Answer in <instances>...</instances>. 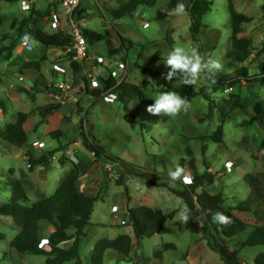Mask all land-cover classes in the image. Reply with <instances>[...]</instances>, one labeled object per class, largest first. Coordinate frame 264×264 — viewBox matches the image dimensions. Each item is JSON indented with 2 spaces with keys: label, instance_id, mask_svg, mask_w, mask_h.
<instances>
[{
  "label": "rangeland",
  "instance_id": "374dc122",
  "mask_svg": "<svg viewBox=\"0 0 264 264\" xmlns=\"http://www.w3.org/2000/svg\"><path fill=\"white\" fill-rule=\"evenodd\" d=\"M210 1L211 11L203 18L207 26L200 29L198 41L190 35L191 21L187 11L171 17L166 14L169 0H158L153 7L139 5L131 16L119 19L109 14V9L116 7L119 0H81L84 8L82 27L98 32L111 29L112 34L117 33L132 40L137 45V52L145 45L141 57L137 58L136 54L128 57L127 75L124 73L120 76L138 84L153 104L158 94L172 91L166 85L159 84L153 74L154 70L161 71L166 78L170 69L163 63V56L172 49L162 46L161 58L150 66L149 72H141L137 64H142L143 58L154 52L151 42L163 41L164 44L170 28L172 30L168 37L172 41V48L180 46L188 51L195 49L204 60L209 57L217 60L221 67L212 73L214 75L227 71V63L231 62L227 53L232 37L229 0ZM34 2L39 11L53 6L49 0ZM262 2L233 0L236 11L252 17L249 23L241 25L238 34L251 40L252 53L243 63L235 62L237 66L252 68L264 61ZM53 8L60 7L56 5ZM28 15L29 11L18 2L0 1V99L5 102V110L2 111L0 107V127L14 121L18 112L28 113L24 124L28 134L25 146L16 147L0 138V203L10 200L12 192L8 183L12 179L20 180L30 197H35L36 192L37 197L43 194L48 196L58 187L64 174L76 167L81 187L99 195L93 205L91 222L103 225L87 227L89 236L84 242L87 244L80 251L83 261H89L87 252L91 250L94 241L128 233L133 239L132 260H116L112 250H109L104 255V264H225L207 245L204 249L193 247L190 252V245L202 238V231L194 224L186 226L180 215L186 209L185 205L167 188L151 185L145 179L127 174L124 184H117L115 179L125 169L124 164L117 160L150 170L158 180H165L169 169L175 170L177 165L191 174L190 164L193 162L199 172L207 168L213 175V183L206 185L205 189L211 194L221 192L224 204L235 206L251 195L252 188L247 175L251 174L264 182V148L261 147L264 123L255 122L251 117L252 104L264 100V85L240 81L232 88L212 92L210 108L208 101L197 96L189 101L190 107L186 112L166 117L149 114L146 110L149 105L138 99L125 108L116 97L111 96L110 91L98 97L86 95L80 91L83 83L77 81L64 92L60 108L42 117L39 109L56 103L58 98L51 92L46 93L44 83L67 81L66 77L51 69L53 62L61 60L64 52L58 48L45 47L39 42L32 50H26L18 44L12 50L11 57L6 58L4 47L16 36L18 22ZM12 20H16L14 27L11 26ZM43 22L47 31H54L50 24ZM65 30L68 31L67 26ZM112 40L115 42L114 37ZM91 51L90 56L106 55L105 42L95 43ZM29 61H37L39 69L26 64ZM205 72L200 73L195 83L197 87L204 84ZM120 76H117L119 81ZM36 78L41 82V92L32 88ZM21 88L28 92L21 91ZM229 93L240 95L245 99V104L238 106L229 97ZM79 119L86 121L89 133L106 153L115 158L116 164L103 157L96 159L79 140L76 141V124ZM219 125L223 126L221 142L211 138ZM53 131H60V136H52ZM64 145H67V149H64ZM26 151L35 157L48 151H52L53 155L45 169L36 166L32 171L28 168ZM62 155H71L73 162L66 160L64 165L59 164ZM227 167H230L229 171ZM10 169L13 172H9ZM138 205H148L163 211L173 210L174 217L166 222L167 226L173 228V232L135 240L132 227L125 224L128 209ZM234 213L249 225L260 223L264 219V199L254 205L251 211L234 210ZM0 232L4 234L0 240V264H43V256L9 250V243L17 233L10 217H0ZM249 234L250 227L226 241L231 249L238 251L242 264H254L255 256L264 252L263 245L243 244ZM169 242L176 249L165 246ZM158 250L162 251L160 259L153 256ZM194 251L198 253L197 259L189 262L186 259Z\"/></svg>",
  "mask_w": 264,
  "mask_h": 264
},
{
  "label": "trees",
  "instance_id": "16d2710c",
  "mask_svg": "<svg viewBox=\"0 0 264 264\" xmlns=\"http://www.w3.org/2000/svg\"><path fill=\"white\" fill-rule=\"evenodd\" d=\"M4 2H18L19 0H0ZM158 0H119L116 7L109 9V14L114 19H119L124 16H131L139 5H146L153 7ZM53 5L47 10H38L35 2L31 1L29 7V15L24 17L17 25V33L8 46L4 47L7 51V57H11L12 50L19 44L20 37L24 34H30L37 42L45 47H54L66 51L67 56L73 52L67 49L73 43L72 36L65 29H57L54 31H47L45 29L46 21L50 24L48 15L53 7L56 6V1H50ZM177 3H184L186 11L190 16L189 32L193 40L198 41V34L201 28L207 26L203 22L205 15L211 11L212 1L210 0H169L167 4V12H171ZM229 10L231 16V47L227 53L231 62L227 63V71L219 74H209L205 72V82L199 87L196 84L185 85L182 81L174 77L171 81L164 78L161 71H153L159 84H164L172 91L178 93L189 101L197 96L203 97L208 101V107H211L213 102L211 93L218 89L232 88L240 81L259 83L264 85V61L258 63L255 67H247L245 65L237 66L235 62L243 63L251 55V40L246 37H241L238 34L241 32V25L249 23L252 17L235 10L233 0H229ZM261 9L264 12V0L261 4ZM84 8L80 5L74 12L75 19L83 17ZM172 16V15H168ZM1 23V19H0ZM16 20H12L11 26L14 27ZM82 35L85 37L88 45L87 53L92 52V47L95 43L105 42L106 55L121 54L123 60L129 61L130 55L136 54V57H141L142 48L137 52V45L127 37L121 36L117 33L111 32V29H104L102 32L91 30L89 28H80ZM171 28L163 41H153L151 45L154 47V52L144 57L142 64H137L141 72H149L150 66L157 63L161 58V47L166 45L172 48V41L168 37ZM115 38V42L112 38ZM6 38V37H5ZM4 38V39H5ZM123 53V54H122ZM95 54H100L96 52ZM102 55V56H106ZM65 54L61 60H56L53 64L58 63L62 67L70 65L74 73L72 86L77 81L83 83L81 92L86 95L98 97L105 90L114 93L117 100L128 108V104L138 99L139 101L150 105L152 100L146 96L141 87L123 79L118 82L117 78L108 73L107 78L99 77L102 87H91L86 79L88 72V61H84L83 67L75 60L68 62L64 59ZM92 62H95L93 60ZM26 64L39 69L37 61H29ZM54 73L60 74L53 69ZM69 67H66L68 70ZM66 77L65 75H61ZM56 83V82H55ZM53 82L45 84L46 93L53 92L62 95L63 92L54 86ZM41 82L39 78L34 80L33 89L36 92H41ZM23 92H28L25 88L20 89ZM34 97V95H33ZM229 97L233 98L238 106L245 104V99L240 95L229 93ZM61 102L45 105L40 110V116L44 117L51 114L56 109L60 108ZM0 107L5 110V102L0 99ZM253 114L252 119L255 122L264 123V100L252 104ZM28 118V113L18 112L16 119L12 122L5 123L0 127L1 140L12 144L16 147H23L28 142V134L24 128V124ZM77 140L92 154L95 158L110 159L115 164L120 161L124 164L125 169L119 177L115 179L117 184H124L126 174L145 179L151 185L164 186L169 192L177 196L188 210V219L185 221L186 226L196 225L202 231V239L207 243V246L214 250L225 264H242L238 257V251L231 249L226 243L227 240L232 239L236 235L245 232L250 227V234L244 245H263L264 246V219L260 223L249 225L245 220L234 213V210L239 212L251 211L252 207L264 199L263 180L247 175V180L251 185V195L244 201L237 203L235 206H227L221 192L214 194L209 193L205 187L213 183V175L208 169L202 172L197 170L193 162L190 164L191 184L186 185L182 181L171 182L169 176H165V180H158L155 174L150 170L142 167H135L128 165L122 160H115V158L106 153L104 148L98 143L95 137L89 133L86 121L79 119L76 124ZM60 131H53L52 136L59 137ZM223 126L219 125L217 130L213 133L211 138L213 140L222 141ZM67 149V145H64ZM261 147L264 148V139L261 142ZM28 160V168L32 170L36 166L45 165L50 157L53 155L52 151L41 153L38 157L33 156L29 151H26ZM69 160L65 155L59 158V164L64 165L65 161ZM71 161V160H70ZM73 162V161H72ZM183 162V160H182ZM33 171V170H32ZM31 171V172H32ZM105 173L107 171L104 169ZM9 172H13L12 169ZM11 187V197L8 202L0 203V217H10L17 233L9 243V250L19 254H32L44 257L43 264H64L73 261V264H84L80 255V243L86 237V226L94 224L91 222V212L94 202L99 199L98 194H92L81 187L79 172L76 167L71 168L61 179L60 184L50 195H41L36 200L30 202L28 193L24 185L18 179H12L8 183ZM30 202V203H29ZM29 203V204H28ZM220 212L227 217V222H213L212 213ZM174 217V211H163L161 209H154L148 205H138L130 208L127 211V223L125 225L132 227L133 236L135 240L144 237H149L154 234H165L173 232V228L166 225V222ZM98 225V224H95ZM4 238V234L0 232V240ZM72 239L70 245L62 246V243L68 242ZM44 241L45 244L43 243ZM44 245H43V244ZM132 237L128 233H120L114 238L103 237L96 240L90 250V264H104V255L107 251L112 250L116 260L130 261ZM165 246L176 249L171 242L166 243ZM161 250L156 251L153 256L160 259ZM136 257V255H134ZM254 264H264V252L258 253L254 258Z\"/></svg>",
  "mask_w": 264,
  "mask_h": 264
},
{
  "label": "built area",
  "instance_id": "2783aa9c",
  "mask_svg": "<svg viewBox=\"0 0 264 264\" xmlns=\"http://www.w3.org/2000/svg\"><path fill=\"white\" fill-rule=\"evenodd\" d=\"M31 1L35 0H19L18 4L21 5L22 8H25L29 10ZM53 1V0H50ZM56 5H59V9L53 8L48 17L50 19V27L53 30H59V29H65V27H68V33L72 36L73 43L70 48H68V51L73 52L70 56L66 54V51L60 50L64 52L65 54V60L68 62L71 60L78 61L80 63V66L83 67L84 61H88V72L86 74V79L91 87L97 88L102 87L101 80L99 77L107 78L108 73L113 75L117 78V76L120 75H127V67H128V61L123 60L119 54H114L111 56H96L91 55L87 53L88 51V45L85 37L82 35L80 28L83 26L84 18H78L75 19L74 12L79 8L81 5V0H55ZM56 7V6H55ZM38 42L35 38H33L30 34H27L26 36L22 35L19 40V45H21L22 48H25L26 50H32L34 45H37ZM95 60V62H92ZM69 67L68 70H66V67ZM53 69L57 72H59L61 75H65L67 81L61 80L54 84L55 87L60 89L63 94L66 92L67 89L71 88V84L73 82L74 73L72 72L70 65H66L65 67H62L60 64L55 63L53 64ZM102 71H105L103 73ZM70 75L69 77L66 75ZM69 73V74H68ZM119 79L123 80L120 76ZM118 80V79H117ZM120 80V81H121ZM119 82V80H118ZM109 92V90H105L103 92V95H107L105 93ZM55 97H58L56 99V102H63L64 100L61 99L63 96L60 94H53ZM112 97H116L114 93L111 92ZM230 170V167H227V171ZM187 175H191L190 172L187 170ZM72 243V239L69 240L67 245H70ZM66 245V246H67Z\"/></svg>",
  "mask_w": 264,
  "mask_h": 264
},
{
  "label": "clouds",
  "instance_id": "9594fccd",
  "mask_svg": "<svg viewBox=\"0 0 264 264\" xmlns=\"http://www.w3.org/2000/svg\"><path fill=\"white\" fill-rule=\"evenodd\" d=\"M186 11L184 3H177L175 8L168 15H179ZM27 34H24L26 36ZM163 63L170 70L166 73V79L171 81L174 77L179 78L185 85H193L197 82L201 72L207 71L209 74L219 70L220 63L209 57L207 60L195 49L188 51L183 47L175 46L171 51L163 56ZM154 103L147 107V112L152 115L175 117L181 111L186 112L190 107L186 98L181 97L175 91L161 92L154 98ZM168 176L171 182L182 181L186 185L191 184V175L186 174V169L177 165L175 170L169 169ZM188 210L184 209L180 215L187 221ZM213 222H227V217L220 212L212 213ZM46 241L43 243L45 244ZM69 242V241H68ZM68 242L62 243V246ZM42 243V244H43ZM43 244V245H44Z\"/></svg>",
  "mask_w": 264,
  "mask_h": 264
},
{
  "label": "crops",
  "instance_id": "0c3cea01",
  "mask_svg": "<svg viewBox=\"0 0 264 264\" xmlns=\"http://www.w3.org/2000/svg\"><path fill=\"white\" fill-rule=\"evenodd\" d=\"M69 160L68 161H73L72 160V157H71V155H68V157H67ZM49 162V161H48ZM48 162L45 164V165H42L41 167L42 168H44L45 169V167H47V164H48ZM65 175V174H64ZM38 188V187H37ZM39 192H41V190L39 191ZM44 195V194H43ZM39 197V196H38ZM37 197V192H36V195H35V197H30V195L28 194V198H29V200H30V202H32V201H34L35 199H37L38 198ZM29 202V203H30ZM102 226L103 227V225H100V224H98V225H95V224H88L87 226H86V229H85V231H86V237H84L83 238V240L81 241V243H80V251H81V247L83 248L87 243H84L85 242V239H87V237L89 236V233H88V226ZM133 240V239H132ZM95 242V241H94ZM93 242V243H94ZM132 243H133V241H132ZM206 245H207V243H206V241L204 240V239H198V240H196L195 242H193V244H191L190 245V252H191V250L193 249V247L194 248H197L198 246L200 247L199 249H204L205 247H206ZM92 246H93V244H92ZM176 247V246H175ZM92 248V247H91ZM131 251H132V245H131ZM88 253V257H89V261L88 262H86V261H83V263L84 264H90V251H88L87 252ZM81 255V254H80ZM197 256H198V253H196V251H194V253L192 252V255L190 254V256H188L187 257V259L186 260H189V262H194L196 259H197ZM83 260V259H82ZM64 264H73V261H69V262H66V263H64Z\"/></svg>",
  "mask_w": 264,
  "mask_h": 264
}]
</instances>
